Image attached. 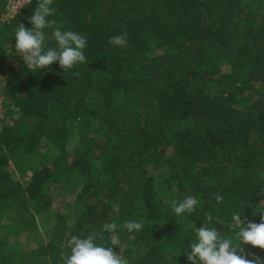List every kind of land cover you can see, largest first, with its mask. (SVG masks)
<instances>
[{"label":"trees","instance_id":"16d2710c","mask_svg":"<svg viewBox=\"0 0 264 264\" xmlns=\"http://www.w3.org/2000/svg\"><path fill=\"white\" fill-rule=\"evenodd\" d=\"M36 3L12 17L0 0V264H63L68 239L105 223L96 243L118 236L128 264H189L195 226L234 238L233 213L260 222L264 0H53L87 63L33 72L14 34ZM123 32L126 47L108 43ZM187 196L195 210L175 215Z\"/></svg>","mask_w":264,"mask_h":264},{"label":"clouds","instance_id":"9594fccd","mask_svg":"<svg viewBox=\"0 0 264 264\" xmlns=\"http://www.w3.org/2000/svg\"><path fill=\"white\" fill-rule=\"evenodd\" d=\"M27 3L30 4L31 0H27ZM52 4L53 0H37L33 14L28 18L32 27L26 28L21 23L15 30L16 53L33 72L48 68L55 62L64 71L87 63L84 53L86 37L71 30H63L62 24L55 19H49L56 13V9L51 7ZM46 29H51V37L56 47L45 48V41L48 39ZM127 42V32L112 36L108 41L109 44L121 48L126 47ZM74 75L78 76L80 73L76 72ZM256 194L261 197L256 206L260 222H246L240 213H233L228 228L234 232V238L223 237L217 229L206 225L199 228L195 226L196 239L189 244L190 250L185 252L189 264H264V258L246 251V246L249 245L264 250V186H259ZM215 200L219 204L223 201V196L216 194ZM198 203L197 198L187 196L178 203L173 202L171 207L174 214L180 216L186 212L191 214ZM206 218L209 221L212 219L210 214ZM122 227L131 233L141 230L143 224L129 220ZM116 228L115 223H105L100 232L92 231L85 238L72 236L61 246L62 249L70 250L61 251L63 264H128L121 252L114 251L113 246L120 245L118 236H113L112 246L96 243L97 240H103V232H114Z\"/></svg>","mask_w":264,"mask_h":264},{"label":"built area","instance_id":"2783aa9c","mask_svg":"<svg viewBox=\"0 0 264 264\" xmlns=\"http://www.w3.org/2000/svg\"><path fill=\"white\" fill-rule=\"evenodd\" d=\"M26 3H27V0H8L7 14H9L12 17L15 16L17 13L20 12L22 7ZM16 8H18L17 13H16Z\"/></svg>","mask_w":264,"mask_h":264},{"label":"rangeland","instance_id":"374dc122","mask_svg":"<svg viewBox=\"0 0 264 264\" xmlns=\"http://www.w3.org/2000/svg\"><path fill=\"white\" fill-rule=\"evenodd\" d=\"M19 177V175H18ZM63 195H59L57 196L56 198V203L53 207V212L57 211V210H60V206L58 207V203L59 201H61L63 198ZM53 223V217H49V218H46V219H39V225H40V228L42 229V231H44L49 225H52ZM47 226V227H46Z\"/></svg>","mask_w":264,"mask_h":264}]
</instances>
